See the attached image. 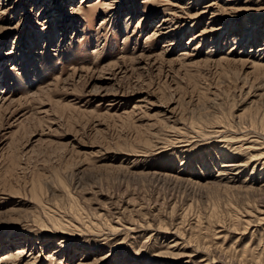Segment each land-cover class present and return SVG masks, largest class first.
<instances>
[{"label":"rangeland","instance_id":"rangeland-1","mask_svg":"<svg viewBox=\"0 0 264 264\" xmlns=\"http://www.w3.org/2000/svg\"><path fill=\"white\" fill-rule=\"evenodd\" d=\"M0 264H264V0H0Z\"/></svg>","mask_w":264,"mask_h":264},{"label":"bare ground","instance_id":"bare-ground-1","mask_svg":"<svg viewBox=\"0 0 264 264\" xmlns=\"http://www.w3.org/2000/svg\"><path fill=\"white\" fill-rule=\"evenodd\" d=\"M229 163H227L224 167L225 168H231V167L233 168L235 166V165H232L231 163L230 164ZM3 260H8V256L5 255V257L3 258Z\"/></svg>","mask_w":264,"mask_h":264}]
</instances>
